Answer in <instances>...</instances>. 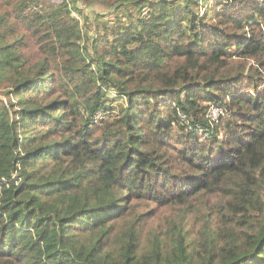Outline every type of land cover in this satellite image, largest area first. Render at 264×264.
Returning <instances> with one entry per match:
<instances>
[{
  "label": "trees",
  "instance_id": "trees-1",
  "mask_svg": "<svg viewBox=\"0 0 264 264\" xmlns=\"http://www.w3.org/2000/svg\"><path fill=\"white\" fill-rule=\"evenodd\" d=\"M88 2L0 0V264H264V0Z\"/></svg>",
  "mask_w": 264,
  "mask_h": 264
},
{
  "label": "built area",
  "instance_id": "built-area-1",
  "mask_svg": "<svg viewBox=\"0 0 264 264\" xmlns=\"http://www.w3.org/2000/svg\"><path fill=\"white\" fill-rule=\"evenodd\" d=\"M55 2H68L70 7L73 10L74 15L80 20L81 24L83 23L81 21V12H82V0H76L75 6H78V9L75 8L74 6V0H53ZM87 3V0H84ZM78 13H77V12ZM227 112V107L225 104L222 103H211L208 107L207 110V119L209 120L210 123L215 124L218 123L223 115H225ZM180 118L183 122V124L186 126L188 129H193V125L191 123L189 115L180 109L179 111ZM106 117V113L104 111H98L95 114V121H99L100 119ZM197 129L204 134V138H207L210 133V128L207 126H203L201 124H197ZM19 168H20V163L18 162V166L16 170L14 171L13 177L15 179H18L20 181V173H19Z\"/></svg>",
  "mask_w": 264,
  "mask_h": 264
},
{
  "label": "rangeland",
  "instance_id": "rangeland-1",
  "mask_svg": "<svg viewBox=\"0 0 264 264\" xmlns=\"http://www.w3.org/2000/svg\"><path fill=\"white\" fill-rule=\"evenodd\" d=\"M78 7V6H77ZM77 12V11H76ZM95 12V9L93 8L92 11V7L91 5L88 3H86L84 0H82V14H81V21L83 22L81 25L83 26L84 29L88 28V14L89 13H93ZM78 13V12H77ZM90 16V22L92 21V16L89 14ZM94 20L91 22V28L89 29V32L91 33V35H96L97 31H96V25L103 21V20H107V18L111 19V21L115 20V15H99L97 16L96 13H94Z\"/></svg>",
  "mask_w": 264,
  "mask_h": 264
}]
</instances>
